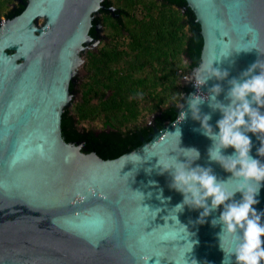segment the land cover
I'll use <instances>...</instances> for the list:
<instances>
[{"label":"water","instance_id":"obj_1","mask_svg":"<svg viewBox=\"0 0 264 264\" xmlns=\"http://www.w3.org/2000/svg\"><path fill=\"white\" fill-rule=\"evenodd\" d=\"M185 1L203 39L198 66L213 60L228 76L197 88V66L180 79L188 92L177 118L158 128L150 115L142 124L152 128L148 140L114 159L83 152L84 143L61 136L62 112L79 95L78 67L87 49L97 51L89 31L102 0H25L20 14L0 19V264H222L223 258L229 264L232 238L224 237V253L220 226L209 222L218 212L204 223H197L199 209L175 214L182 195L169 187L170 172H161L157 160L183 161L182 148L194 147L200 152L194 164L210 165L226 190L240 182L208 160L211 141L187 102L220 83L217 99L226 103L228 80L264 59V0ZM199 108L211 113L215 130L220 113L208 100ZM249 135L256 156L260 141ZM261 183L257 209L264 208Z\"/></svg>","mask_w":264,"mask_h":264},{"label":"trees","instance_id":"obj_2","mask_svg":"<svg viewBox=\"0 0 264 264\" xmlns=\"http://www.w3.org/2000/svg\"><path fill=\"white\" fill-rule=\"evenodd\" d=\"M15 3L5 18L20 14L25 0ZM111 0H102L101 8L95 13L90 32L101 21L99 13L104 14L103 25L112 29L115 42L122 37L126 43V52L133 57V62L126 68H118L123 53L113 44L99 52L90 54V69L93 71L91 85L83 101L78 104L76 117L65 109L61 116V136L66 142L84 143L83 152H94L103 159H114L138 147L142 140H148L152 128L136 125L140 110L138 98L143 89L146 95L155 96L157 88L162 96L156 97L157 102L150 107L156 111L155 121L161 127L177 118L178 104L183 102L182 96L188 92L180 83L178 71L190 74L200 63L203 39L200 26L195 15L185 0H125V8H116L120 14L118 19L108 15ZM141 7L143 13L137 18L133 9ZM149 68L145 75L138 74ZM104 72L105 77L99 78ZM100 84L107 92V97L95 107L104 113L106 130H80L77 123L97 113L96 108L90 109L88 92L98 94ZM70 93L74 91V83L70 82ZM126 124H132L128 126ZM126 125V129H121Z\"/></svg>","mask_w":264,"mask_h":264},{"label":"clouds","instance_id":"obj_3","mask_svg":"<svg viewBox=\"0 0 264 264\" xmlns=\"http://www.w3.org/2000/svg\"><path fill=\"white\" fill-rule=\"evenodd\" d=\"M247 27L251 30L250 25ZM251 48L255 46L240 47L236 51ZM212 62L195 70L193 77L197 88L210 78L221 81L228 76L226 69L213 67ZM189 78L185 76V79ZM228 85L224 94L226 103L217 99L222 91L220 83L212 85L206 95H192L187 103L191 118L199 121L198 130L211 141L208 160L238 178L240 182L236 187L226 190L224 181L217 178L210 165L194 164L200 157L199 150L194 147L182 148L183 161L169 157L165 161L158 159L157 164L161 172H170L169 187L182 195L181 201L172 209L175 214L183 211L185 206L199 209L197 223H204L212 213L218 212L209 222L212 226H220L217 236L224 253V237L232 238L229 264H264V208L255 207L264 181V160L260 159L264 157V59L229 79ZM205 100L213 111L220 113L215 130L209 123L211 113L200 111L199 105ZM185 115L181 112L177 121L183 120ZM176 132L180 135L179 129ZM249 133L260 141L256 156L251 153L252 136ZM228 148L232 149L230 153L224 151ZM236 193H240L238 199L234 198ZM194 243L196 241L191 245ZM190 264L197 262L193 259Z\"/></svg>","mask_w":264,"mask_h":264},{"label":"rangeland","instance_id":"obj_4","mask_svg":"<svg viewBox=\"0 0 264 264\" xmlns=\"http://www.w3.org/2000/svg\"><path fill=\"white\" fill-rule=\"evenodd\" d=\"M15 0H0V19H5V13L9 11V9L11 8V4H14ZM113 6L112 8L116 9V8H125L124 7V3L125 0H111ZM133 13L135 14V16L137 18L141 17L143 10L141 9V7H136L133 10ZM42 23V20H39V24ZM104 37H106V41L104 40H100L99 43H97L96 45V52H99V50L103 49L104 47H110L113 44L117 45L119 47V50H123V53L120 57V60L118 62L117 67H115L116 70H118V68H126L127 65L131 62H133V57L126 52V43L127 40L125 41L122 37L119 38V40L117 42L114 41V39H112V29L110 28L109 25H106L104 27L103 30V34ZM93 51L91 49H87L86 52L84 53V57H83V63L81 66L78 67L79 70L83 71V76L81 77V81L80 84L78 86V97L76 99H74L71 103V107H70V113L73 115V117L75 118L76 116V111H77V107L78 104L81 103L83 101V98L85 96V93L87 92L88 88L93 85L94 81H93V71L90 69V54ZM149 72V68H144L142 71H138L137 73H135L136 75L141 74V75H145L146 73ZM99 78H101L102 82L106 81L102 78L105 77L104 72H100L99 74ZM143 93H140L139 98H138V109L140 110V115L137 118L136 121V125H142L144 123L147 122L148 118L150 117V115L156 113L159 108L156 111H150V107L153 106L156 102L157 99L156 97H161L162 96V92L160 91L159 88H157V93L155 94V96H149L146 95L144 89L142 90ZM107 92L104 90L103 86L100 84L99 90H98V94H92L90 92H88V95L86 96L87 98H89V105L88 107L90 109L92 108H96L97 109V113L96 114H92V117H89L87 119H84L82 121H79L77 123V127L82 130V129H87V130H93V131H101V130H106L108 129V127H105L104 125V113L100 112L98 110L97 107H95L97 105V103H99L101 100H104L107 97ZM178 106H180V104H178ZM128 126H132V124H126ZM126 125H123L121 127V129H126Z\"/></svg>","mask_w":264,"mask_h":264},{"label":"flooded vegetation","instance_id":"obj_5","mask_svg":"<svg viewBox=\"0 0 264 264\" xmlns=\"http://www.w3.org/2000/svg\"><path fill=\"white\" fill-rule=\"evenodd\" d=\"M17 2H19V3H22L23 1L22 0H15V2H14V4L15 3H17ZM13 4V5H14ZM13 6H11V8H12ZM10 8V9H11ZM109 8L110 7H108V9H107V13H108V15H111V17L112 18H115V19H118L119 17H120V14L116 11V9L112 12V11H109ZM99 15V17L101 18V21L95 26V28H94V31H92V32H90L91 34H90V36H91V38H92V40L90 41V45H94V44H97L98 42H100V40H101V35L103 34V30H104V25H103V19H104V14H102V13H99L98 14ZM119 15V16H118ZM91 31V30H90ZM68 107H66V108H64V110L65 109H67ZM63 110V111H64ZM154 126H156V127H158L157 126V122L154 120ZM158 128H160V127H158ZM151 132H152V130H151Z\"/></svg>","mask_w":264,"mask_h":264},{"label":"built area","instance_id":"obj_6","mask_svg":"<svg viewBox=\"0 0 264 264\" xmlns=\"http://www.w3.org/2000/svg\"><path fill=\"white\" fill-rule=\"evenodd\" d=\"M177 73H178V75H180V79L188 80V79H185V76H187L188 74L181 72V70H179Z\"/></svg>","mask_w":264,"mask_h":264}]
</instances>
